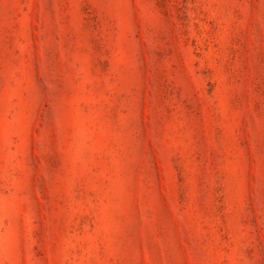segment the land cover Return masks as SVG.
Masks as SVG:
<instances>
[{
    "label": "rangeland",
    "instance_id": "obj_1",
    "mask_svg": "<svg viewBox=\"0 0 264 264\" xmlns=\"http://www.w3.org/2000/svg\"><path fill=\"white\" fill-rule=\"evenodd\" d=\"M0 264H264V0H0Z\"/></svg>",
    "mask_w": 264,
    "mask_h": 264
}]
</instances>
